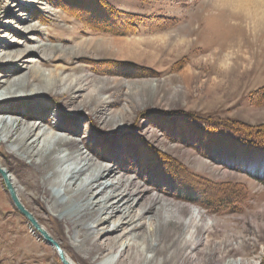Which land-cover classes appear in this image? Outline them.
Here are the masks:
<instances>
[{
	"label": "rangeland",
	"instance_id": "rangeland-1",
	"mask_svg": "<svg viewBox=\"0 0 264 264\" xmlns=\"http://www.w3.org/2000/svg\"><path fill=\"white\" fill-rule=\"evenodd\" d=\"M214 1L18 0L19 6L14 15L8 17L10 29L4 31L2 40L7 42L8 46L15 45L22 51L26 46H36L38 42H35V38L38 37L45 43L59 44L65 48L73 47L75 42L88 38L99 41L114 37L142 39L166 36V42L158 41L152 47L142 43V51H149L146 57L139 53V57L127 52L113 55L94 47L84 48L79 55L72 58L70 56L74 70L65 72L89 75L88 80L91 79L92 82L81 91L80 96L75 95V90L62 93L66 85H61L62 87H57L51 92L26 94L27 96L22 93L5 95L4 98L0 97V108L11 109L17 106L16 109L22 113L26 111L27 114L33 115L31 118L26 117L28 124L41 123L44 128L56 124L57 121L62 123L63 120L64 128L57 133L72 138L82 151H87L84 145L89 143V138L90 143L96 145L93 148L103 149L97 151L98 154L102 152L103 156L106 154V157L113 156L118 159L105 161L111 169L122 165L124 170L120 173H124L127 178L136 179L145 187L152 188V195L159 193L163 199L180 208L179 219L165 228L173 233L180 232L190 243L194 242L193 247L186 246L182 250L177 260L184 262L179 261V264H226L237 259L264 264V183L254 180L235 166H227L218 160L212 161L198 153L195 146L185 144L197 140L194 133L200 125L205 127L210 124L213 129H219L217 125L226 124L228 120L253 126L264 122V26H257L256 29L253 27L249 6L228 7L214 5ZM10 2L11 0H4V4ZM14 4L16 3L12 5ZM118 8L122 11H117ZM130 20L135 21L134 25L137 27H134L133 31L130 29ZM25 26L37 29L28 33L34 38V42L27 45L22 44L21 35ZM68 29H74L70 35H66ZM73 37L75 39L70 41ZM176 37H185L184 40L189 41V44L178 48V44H175ZM153 49L156 52L152 51ZM45 51L50 52L49 49ZM90 57H97L98 62H84ZM37 59L36 57V68L44 71L46 75L60 72L58 67L65 66L61 59H55L49 65L37 63ZM225 66L227 68H224ZM187 67L191 74L184 79L181 74ZM98 79L101 83H98ZM115 80L119 82L118 86L114 84ZM154 80L159 82L157 88L147 85V81ZM102 84L110 87V91L105 92L103 98L111 99V103L99 108L100 111L96 113L94 108L97 102L93 101L94 87ZM110 93L111 97H108ZM122 113L125 114L124 121L118 119ZM126 115H129V118H126ZM5 117L8 121L20 119L13 114H6ZM115 118L117 119L114 120ZM69 122L73 124L74 129L67 130ZM176 122H180L179 126ZM137 126H140V129ZM186 127L192 131V134L187 135L193 136L181 140L185 134L178 133ZM91 132L96 134L91 137ZM104 135L109 136L103 139ZM110 135L114 139L116 137V144L111 143ZM170 136L172 137L167 138ZM101 139L107 140L105 148L98 144L102 143ZM96 140L100 142L96 143ZM138 140L142 141L141 145ZM7 145L0 146V167L3 170L7 168L17 182L24 202L21 203L22 206L39 225L48 230V235L58 246L60 244L69 252L77 264H108L112 257L119 258V253L125 246L140 245V241L134 243L127 236L121 239L111 252H105L107 255L103 252L90 257L76 248L71 225L60 220L51 203L45 206L41 204L42 193L37 195L40 199L38 201L34 190L25 188L23 182L31 180L28 173H31L33 168L29 164V158L9 154ZM145 146L148 148L145 149ZM72 151L74 150L71 148L63 147L56 155L62 157ZM91 155L93 158L97 157L92 153ZM136 164L138 166H135ZM145 164L147 168H144ZM156 164L160 168L159 174L155 170ZM181 166L186 167L188 174L207 180L202 186L203 190H206V205H198L180 198L179 192L184 190L181 181L187 182L190 178L182 172ZM55 168L61 169V165ZM143 169L151 171L148 173L151 178L145 175L146 170ZM57 176L53 180L60 181L63 178L62 174ZM146 178L157 183L163 179L170 188L165 185V189L151 181L148 185ZM0 182V264H62L55 247L20 213L1 179ZM214 183L220 186L215 187ZM47 186L50 188V184ZM52 188H60V185H54ZM230 193L235 199L231 206L222 204L220 208L218 205L213 209L206 207L220 200L216 196L226 198ZM230 207L233 208L232 211L217 210L227 211ZM194 208L200 210L201 222L208 226V230L202 227L196 238L191 236L194 228L187 227ZM117 224L118 218L110 222V226ZM94 240L91 239L85 248H93ZM99 243L103 244L104 240ZM131 252L129 248V253L126 252L121 260L126 261ZM185 257H188L187 260Z\"/></svg>",
	"mask_w": 264,
	"mask_h": 264
},
{
	"label": "bare ground",
	"instance_id": "bare-ground-1",
	"mask_svg": "<svg viewBox=\"0 0 264 264\" xmlns=\"http://www.w3.org/2000/svg\"><path fill=\"white\" fill-rule=\"evenodd\" d=\"M17 1L18 0H11L10 3L4 4V0H0V78L3 77L0 79V97L3 98L5 95L12 96L20 93L27 96L26 94H38L39 92L43 93L47 91L51 92L54 89H57V87H62L61 85H66V88L62 90V93L75 90V95L80 96L81 91L87 88L92 80H88V74L75 75V73L71 72L65 74V72H68L69 70H74L71 66L73 61L70 59V56L72 58L73 56L79 55L84 48L94 47L96 50L111 53L113 55H122V53L126 54L124 52H127L128 54L133 53L136 57H139V54L146 57L148 56L146 54L148 50L142 51L140 47L142 43L152 47L156 45L155 43L158 41H162V43L166 42V36H158L155 38L147 37L142 39L114 37L113 39H100L99 41L95 38H88L75 42L73 47L65 48L59 44L45 43L38 37L35 38V42H38L36 46H26L22 51V49H17L15 45L8 46L7 42L2 40V34H4V31L10 29V19L8 17L14 15L17 6H19ZM214 2V5H225L228 7H241V5H247L251 8L250 12L253 16V27L256 29L257 26H264V0H215ZM13 3H16L14 4L15 7L12 5ZM112 13L114 14L115 12ZM113 18L111 17V19ZM23 28L24 29L22 30L23 32L25 31V33L22 32L21 34L23 38L22 44L27 45L30 42H34V38L32 39L28 33H32L37 29L28 26ZM73 30L74 29L66 30V35H70ZM184 38L185 37H183V39L176 37L177 41H175V44H178V48L180 46L181 48H184L185 45L189 44V41H185ZM74 39L75 37L70 39V41H73ZM47 49L50 50V52H48L50 54L45 51ZM152 51L155 50L153 49ZM212 54L214 55V52ZM36 57L38 58L37 63L40 64L49 65L53 60L61 59L65 66L58 67L60 72L46 75L44 71L36 68ZM99 58L101 59V56ZM157 58L159 59V57ZM5 59L7 61H5ZM96 59L97 57H90V59H85L84 62L87 60L88 63H92V61ZM224 68L227 67L225 66ZM22 70L23 72H21ZM190 74L189 67H187L182 72L181 76L184 79H187ZM98 83H101L99 79ZM118 83L119 82L116 80L114 81L116 86H118ZM147 83V85L156 88L157 85H159L157 80L151 82L147 81ZM122 85L124 86L125 84ZM94 88V95L93 93L92 95L94 97L93 101H95V103L97 102V105L94 108L97 113L100 111L101 107L111 103V99L107 100V98H103V94L110 91L108 90L110 87H105L102 84L95 85ZM126 88H128V86H126ZM108 97H111V93ZM0 99L2 100V98ZM16 108L17 106L12 107L11 109L10 107L0 108V146L2 144H8L7 152L9 154L19 155L18 157L21 158H29V164L31 165V168H33L31 173H28L30 174L29 178H31V180H24L23 182L25 188L33 189L35 192L34 196L38 201H40V199L37 195L42 193L43 200L40 201L41 204L45 206L47 203H51L52 208L57 210L60 220L67 221L68 225H71L74 230L73 238L76 239L74 245L76 248L81 249L80 251H84L89 257L94 254H103V252L109 253L117 246L121 239L128 236L134 241V243L140 241V245L132 244L131 246H125L124 249L120 251L119 258L115 259V257H112V259L108 261V264H179V261L184 262L183 260L177 259L182 254V250H184L186 246L193 247L192 244L194 242L191 241L190 243V240H187L180 232L175 231L173 233L168 229H165L171 222L179 219L180 208H177L174 203H171L167 199H163L159 193L152 195V188L145 187L144 184L139 183L136 179L127 178L124 173H120L121 170H124L122 165H117V169H111L105 161L107 159H113L115 161L118 159L113 156L106 157V154L103 156L102 152L101 154H98L101 148H93L96 145H92L89 138V143L84 145V147L87 148L86 150L89 151L87 152L82 151L77 146L78 144L73 142L72 138L66 134L57 133V131L64 128V125L62 124L64 123L63 120L62 123L57 121L56 124L45 128L41 123L28 124L25 120L27 119L26 117L31 118L33 115L27 114L26 111L22 113V111H19ZM127 112H129V110ZM6 114H13L17 117L19 116L20 119L14 118L8 121L5 117ZM124 115L125 114L122 113L118 116V119L124 121ZM128 116L129 115H126V118H129ZM116 119L117 118L114 120ZM175 124H177V122ZM139 127L137 126V128ZM66 128L67 130H72L75 127L70 123ZM94 133L91 132L90 136L92 137ZM100 135L98 136L99 138ZM136 135H138V133ZM101 136H103V134ZM104 136L103 139L106 137L108 138L109 135ZM111 136L112 135H110V137ZM167 138H171V136ZM103 139L100 140L102 143H98L100 141L97 140L96 143L101 144L104 147L107 145V140L103 141ZM139 142L141 145L142 141ZM111 143L113 145L116 144V137L115 139L112 138ZM63 147L71 148L74 151L68 152L62 157L56 155V153L60 152ZM146 148L148 147L145 146V149ZM102 150L103 149H101V151ZM97 151L99 152L97 153ZM143 152L144 151H142V153ZM91 153L97 157L93 158ZM136 154L138 153L136 152ZM7 157L9 156L7 155ZM60 165L61 169L55 168ZM144 168H147V165ZM6 169L4 170V173L8 176L11 189L17 200L22 203V193L20 194L18 184L12 178V174H9ZM58 174H62L63 178L60 181L56 179L53 180ZM0 179L2 183H4V179L1 175ZM104 180L107 181L104 182ZM149 181L146 180L148 185ZM48 184H50V188H48ZM51 185H60V188L53 189ZM3 186L5 185L3 184ZM155 189L157 190L158 187ZM4 191L6 192L5 188ZM71 192L75 193L69 195ZM115 218H118L119 224L110 226V222ZM201 220L202 213L199 209L194 208L189 222L187 223V227L194 228L191 235L194 236V238H196V234L202 227H205L208 230V226H205ZM42 227L45 231H48L44 226ZM191 238L192 237H190V239ZM91 239H95L93 248H85ZM102 239L104 240L103 244L99 243ZM195 245H197V240ZM59 247L62 249L63 257L69 262V264H77L66 249H63L60 244ZM195 247L196 246H194V248ZM129 248L132 250L131 255L126 261H122L121 257H123L126 252L129 253ZM165 253H167V255ZM187 258L185 257V260H187ZM94 260L96 261L97 259L95 258ZM226 264H256V262H245L241 259H237L228 261Z\"/></svg>",
	"mask_w": 264,
	"mask_h": 264
},
{
	"label": "trees",
	"instance_id": "trees-1",
	"mask_svg": "<svg viewBox=\"0 0 264 264\" xmlns=\"http://www.w3.org/2000/svg\"><path fill=\"white\" fill-rule=\"evenodd\" d=\"M121 10L122 9L118 8L117 11L120 12ZM80 14L79 16L84 19ZM134 24L135 21L130 20V26L133 27L130 28L132 31L135 30L134 27H136ZM187 128L189 127H186L180 133H178L185 134L181 137V140L184 137L193 136L187 135L192 134V131L188 130ZM217 128L219 129H213L210 124H206L205 127L204 125H200L197 128V132L194 133L196 134L195 137H197V140L195 142L188 141L185 144H189L190 147L195 146V150H198V153L208 159H211L212 161L218 160L223 164H226L227 166H235V168L243 171L254 180L264 183V122L253 126L250 124L239 123L236 120H228L226 124L217 125ZM137 165L138 164H136L135 166ZM185 168L182 167L181 170L183 173L190 176V178L187 180V182L181 181V184L183 183L184 185V190L183 192H179L180 198L192 203H196L198 205H206V190H203L202 186L203 183H207V180L205 181V179L201 177L199 178L198 176H192L191 174H188ZM143 170H146V176H148L147 174L149 172L151 173V171L148 169ZM155 170L158 174L160 173V168L157 164ZM147 181L149 180L147 179ZM151 181L155 182L157 186H163L165 189H167L166 186L170 188V186L167 185L168 183H166L167 181H165L164 183L163 179L159 180L161 181L160 183H157V181H154L153 179H151ZM192 181H194V183H191ZM214 184L215 187L220 186V184L218 183ZM216 197L220 198V200L214 201L213 204H210L206 207L213 209V207L216 205H218V207L220 208L222 207V204L232 205L235 203L234 195L231 193L226 198L223 196ZM232 209L233 208L230 207L227 209V211L226 209L217 210L228 212L232 211Z\"/></svg>",
	"mask_w": 264,
	"mask_h": 264
},
{
	"label": "water",
	"instance_id": "water-1",
	"mask_svg": "<svg viewBox=\"0 0 264 264\" xmlns=\"http://www.w3.org/2000/svg\"><path fill=\"white\" fill-rule=\"evenodd\" d=\"M0 175L2 176V178L4 179V185L6 187V189L8 190L11 199L15 205V207L20 211V213H22L23 216L26 217V219L32 224V226L35 228L36 231L39 232V234L42 235V237L48 242L50 243L52 246L55 247V250L58 251L60 258H61V262L62 264H69L65 258L62 255V249L57 245V243L48 235V232L45 231L43 229V227L41 225H39L36 220L34 219V217L27 211L24 209V207L22 206L21 202H19L13 192V190L11 189V186L9 184V181L7 179V176L4 173V170L0 167Z\"/></svg>",
	"mask_w": 264,
	"mask_h": 264
}]
</instances>
